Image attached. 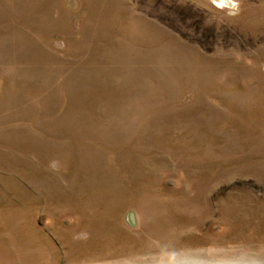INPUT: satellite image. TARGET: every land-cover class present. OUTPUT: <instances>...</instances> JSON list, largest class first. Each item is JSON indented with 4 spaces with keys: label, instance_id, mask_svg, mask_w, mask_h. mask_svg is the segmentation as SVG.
Instances as JSON below:
<instances>
[{
    "label": "rangeland",
    "instance_id": "obj_1",
    "mask_svg": "<svg viewBox=\"0 0 264 264\" xmlns=\"http://www.w3.org/2000/svg\"><path fill=\"white\" fill-rule=\"evenodd\" d=\"M0 264H264V0H0Z\"/></svg>",
    "mask_w": 264,
    "mask_h": 264
}]
</instances>
